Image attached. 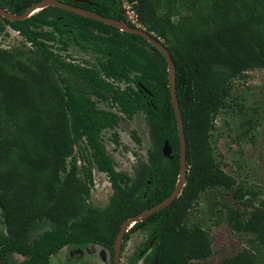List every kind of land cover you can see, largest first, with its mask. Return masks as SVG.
<instances>
[{"label":"trees","instance_id":"1","mask_svg":"<svg viewBox=\"0 0 264 264\" xmlns=\"http://www.w3.org/2000/svg\"><path fill=\"white\" fill-rule=\"evenodd\" d=\"M33 1L22 0L20 7ZM66 1L136 26L122 0H90L91 5ZM129 1L138 21L162 39L176 65L188 173L172 203L131 226L122 251L131 233L142 229L147 238L134 261L211 264L212 237L199 226L189 228L185 219L202 191L237 184L218 164L210 139L233 78L264 67V0ZM27 19L52 23L64 46L66 39L77 37L86 40H78L79 45L99 54L93 64L45 54L51 45L22 27L26 19L10 21L23 28L37 54L20 56L0 49V264H50L64 246L85 243L110 249L114 264L122 224L167 198L179 178L181 145L167 59L145 37L74 11L48 6ZM133 80L139 90L130 84ZM121 82L127 86L116 85ZM100 99L118 111L100 107ZM137 113L145 115L152 145L148 161L130 175L116 168L102 133ZM132 137L141 143L137 132ZM113 140L120 144L117 131ZM166 140L173 147L171 157L163 153ZM78 145H83V177L75 155ZM87 162L109 176L113 195L104 208L88 202L94 178ZM252 194L245 201L251 210L232 209L227 215L235 230L249 236L250 246L219 264H264V194L257 203ZM234 195L244 197L242 186ZM16 254L24 259L13 260Z\"/></svg>","mask_w":264,"mask_h":264},{"label":"rangeland","instance_id":"2","mask_svg":"<svg viewBox=\"0 0 264 264\" xmlns=\"http://www.w3.org/2000/svg\"><path fill=\"white\" fill-rule=\"evenodd\" d=\"M122 2L128 19L135 20L136 16L127 8L130 2L128 0ZM135 24L146 29L138 19ZM20 43L23 44L21 37L14 32L9 45ZM69 49L70 53L76 56L65 57L67 60L81 64H88L86 60L90 64L96 62V56L93 54L77 55L75 52L77 47L74 44ZM233 83L234 87L227 97L226 106L220 109L215 117L210 141L218 164L236 179L237 184L232 188L218 185L202 191L188 209L185 219L189 228L199 226L212 237L213 254L208 259L211 264H219L224 258L249 248V236L235 230L227 221V215L232 209L251 210L252 205L246 208L245 201L253 196L252 191L257 196L254 203H257L258 198L264 194V67L244 71L233 78ZM130 84L139 90L137 82L133 80ZM116 85L125 88L127 83L121 82ZM98 102L100 107L118 111L117 107L107 101L100 99ZM114 131L119 133L120 144L113 140ZM134 131L141 137L139 144L132 137ZM102 140L120 171L134 175L136 168L140 167L142 162L148 161V150L152 142L149 125L143 113H137L131 119H122L114 129H104ZM81 150L83 145H78L75 155L79 159L80 177H83L82 167L85 163ZM70 161L71 158L68 159V162ZM87 164L91 165L94 178L88 202L95 207L104 208L113 195L109 176L106 172L99 171L95 164L89 162ZM237 186H242L244 190V197L239 200L234 195ZM146 238L145 230L131 233L121 253V264H149L144 259L134 261L136 250ZM15 259L21 261L24 257L16 254L13 255V260ZM9 260L12 258L9 257ZM50 264H112V253L110 249L94 243L72 244L53 255Z\"/></svg>","mask_w":264,"mask_h":264},{"label":"water","instance_id":"3","mask_svg":"<svg viewBox=\"0 0 264 264\" xmlns=\"http://www.w3.org/2000/svg\"><path fill=\"white\" fill-rule=\"evenodd\" d=\"M48 6H55L62 9L74 11L76 13H79L81 15H84L89 18H94L100 21H103L107 24L113 25L120 30L123 31H129L134 34L141 35L145 37L151 44L156 46L165 56L168 63V78H169V87L171 91V102L174 108L175 117L177 120V126L179 130V137H180V145H181V153H180V170H179V178L177 181V184L173 190V192L164 200L157 203L156 205L145 209L144 211L140 212L139 214L132 216L128 218L121 226L118 236L116 238V241L114 243V264H121V253H122V244L124 241V237L126 232L131 228V226L139 221L144 220L149 215L161 210L162 208L168 206L170 203L173 202V200L178 197L184 186L186 185V179H187V173H188V162H187V140H186V133H185V127H184V121L183 116L181 113L180 108V102L177 94V87H176V65L174 63V60L170 54L169 49L166 47V45L163 43L162 40L157 38L153 35V33L149 32L147 29L141 28L139 26H132L125 20L116 19L113 17H108L105 15H102L96 11L83 8L80 6L72 5L70 3L60 1V0H40L38 2L33 3L31 6L28 7V9L23 14H11L4 10L0 6V13H2L4 16L12 19V20H18V19H25L26 17L31 16L35 12L48 7ZM186 103H188V99L186 100ZM173 151V147L170 144L169 140L165 141L164 147H163V153L166 157H171ZM155 264H158L156 261Z\"/></svg>","mask_w":264,"mask_h":264},{"label":"flooded vegetation","instance_id":"4","mask_svg":"<svg viewBox=\"0 0 264 264\" xmlns=\"http://www.w3.org/2000/svg\"><path fill=\"white\" fill-rule=\"evenodd\" d=\"M38 1H40V0L33 1L30 5H26L25 7L22 8V7H20V6H23L22 0H0V6L4 10H6L7 12H9L11 14L19 15V14H23L28 9L29 6H31L33 3L38 2ZM60 1L70 3L69 1H66V0H60ZM74 1L81 2V3H88L89 5L92 4V2L90 0H74ZM70 4L76 5L73 3H70ZM76 6H80L83 8L93 10L89 7L82 6V5H76ZM18 9H20L19 12L16 11ZM93 11H95V10H93ZM29 17H31V16H29ZM29 17H26L25 18L26 20L25 19L12 20V19L4 16L2 13H0V49L1 50H7V51H10L14 54H20V56H32V55L37 54L36 46L33 44V42L31 40H29L27 38V36L23 32L22 27L25 26V28L28 31L34 32L33 34L36 36V38L38 40L44 41L45 43L51 45L50 49L45 51V54L53 53V54H56V55L62 56V57H74L76 55H72L70 53V49H69L71 47V45L74 44L77 47V49H75V52L77 53V55L82 56L81 54L83 53L84 55L93 54V56H98L99 53H97V51L94 50L91 46L83 47L77 43L78 40L80 42L86 43V40H84V39H78L77 37L66 39V42L68 44H67V46H64V43L62 41H60V39H61L60 32L55 28V26L52 23H50L52 21V17L49 18L50 22L27 19ZM58 19H60V17H58ZM23 20H25V21L23 22V24L21 23L22 27H19V28L15 27L10 22V21H23ZM14 32L17 33L18 36L21 37L23 44L20 43L17 45H15V44L9 45V42H10L12 36H14ZM42 32H47V34L48 33L53 34L57 38L51 39L50 36L46 37L45 35H42Z\"/></svg>","mask_w":264,"mask_h":264},{"label":"built area","instance_id":"5","mask_svg":"<svg viewBox=\"0 0 264 264\" xmlns=\"http://www.w3.org/2000/svg\"><path fill=\"white\" fill-rule=\"evenodd\" d=\"M129 1V0H128ZM130 2V1H129ZM129 6L127 7L128 8V11L129 12H132L133 14H134V16H136V19L135 20H132L133 22H136L137 21V15H135V10H133V5H132V3L130 2V4H128Z\"/></svg>","mask_w":264,"mask_h":264},{"label":"clouds","instance_id":"6","mask_svg":"<svg viewBox=\"0 0 264 264\" xmlns=\"http://www.w3.org/2000/svg\"><path fill=\"white\" fill-rule=\"evenodd\" d=\"M131 22H133L132 20H130ZM128 22V21H127ZM133 23H135V22H133ZM65 247V246H64Z\"/></svg>","mask_w":264,"mask_h":264},{"label":"crops","instance_id":"7","mask_svg":"<svg viewBox=\"0 0 264 264\" xmlns=\"http://www.w3.org/2000/svg\"><path fill=\"white\" fill-rule=\"evenodd\" d=\"M69 245H72V244H69ZM75 245H76V244H75ZM66 246H68V245H66ZM66 246H65V247H66Z\"/></svg>","mask_w":264,"mask_h":264}]
</instances>
